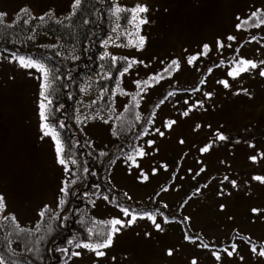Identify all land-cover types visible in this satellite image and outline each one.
Returning <instances> with one entry per match:
<instances>
[{
	"label": "rangeland",
	"instance_id": "1",
	"mask_svg": "<svg viewBox=\"0 0 264 264\" xmlns=\"http://www.w3.org/2000/svg\"><path fill=\"white\" fill-rule=\"evenodd\" d=\"M116 3L130 11L137 6L149 9L136 14V20L130 19L124 29L127 44L114 41L117 34H113L105 46L108 53L124 54L131 61L122 89L130 94L135 81L154 80L156 74L161 81L154 80L157 83L150 86L147 100L139 107L141 113V109L160 101L148 134L139 141L137 151L144 155L137 152L135 164L127 159L120 162L113 172V183L132 199L128 203L138 208L152 197L161 206L181 205L179 216L185 218L187 228L162 223L157 215L162 225L158 231L152 221L138 217L131 227L114 235L110 247L100 249L105 256L97 257L81 247L75 250L80 255L72 256L68 264H192L193 260L196 264H264L260 255L264 246V182L254 179L264 177V77L260 75L264 69L260 63L264 61V0ZM73 7L75 0H0V13H6L3 20L7 23L24 14V8L33 18L47 14L66 18ZM140 18L148 23L139 24ZM228 36L235 39L229 41ZM141 37L145 38L142 48L138 46ZM51 42L44 36L35 40L37 45ZM204 45L209 46L207 55L203 54ZM0 53L1 217L12 213L32 228L41 220V211L58 205L71 163L69 160L67 170L60 165L54 140L42 134V74L23 68L10 54ZM197 54L189 65L187 57ZM224 58L230 63L222 64ZM173 59L179 67H168ZM241 59L258 67L230 77L233 62ZM221 80L229 87L218 82ZM171 86L192 87L193 92L170 91ZM125 102L126 98L119 99L115 109L120 111ZM188 109H192L189 115L183 116ZM170 120L176 123L168 129L165 124ZM220 135L226 139L220 141ZM105 141L101 136L98 145ZM209 145V151L202 152ZM253 156L255 161L250 160ZM141 173L148 179L144 180ZM231 181H236L235 188ZM95 205L93 218L104 222L119 218L125 223L131 219L124 217V206H114L109 200L101 198ZM186 235L194 240L186 239ZM102 240L90 239L89 243ZM169 250L172 255L167 254Z\"/></svg>",
	"mask_w": 264,
	"mask_h": 264
},
{
	"label": "trees",
	"instance_id": "2",
	"mask_svg": "<svg viewBox=\"0 0 264 264\" xmlns=\"http://www.w3.org/2000/svg\"><path fill=\"white\" fill-rule=\"evenodd\" d=\"M116 5V0H82L81 5H75L66 18L48 14L33 18L29 13H24L11 23L4 20L0 23V52L31 56L54 69L52 75L56 79L51 81L53 103L49 123L65 124L64 128H57L65 144V158L77 160V164H71L69 168L66 181L68 194L61 193L60 200L65 203L59 204V200L56 208L48 209L35 227L23 224L12 213L1 217L0 210V254L4 264H68L72 259L71 253L77 249L74 247L76 241L84 243L97 238L95 233L89 237V227L96 231L107 227L104 221L93 218L95 204L105 195L114 206H124L130 212L135 210L137 213H155L159 210L169 218L167 225L177 224L187 228L185 218L179 216L181 205L165 207L152 198L145 201V206L138 208L128 203L132 199L113 183L116 166L126 160L124 154L135 155L139 141L145 136L144 129L149 130L152 126L155 107L160 101H154L146 110H142L141 105L147 100L150 86L161 81L155 82L156 79L152 80L151 77L142 78L139 87L135 83L130 94L122 89L123 80L131 69L123 75L121 73L131 61L124 54L114 56L108 53L105 46L113 34H117L114 41L127 44L124 29L129 25L132 13L122 7L123 11L117 19V15H114ZM39 17H44V20ZM41 36L49 37L52 42L37 45L35 40ZM105 52L109 56L101 60ZM77 56L79 59H75ZM224 61L222 64L230 63L229 59L224 58ZM169 90L193 92V88L187 86H171ZM133 96L136 97L135 101ZM124 98V108L117 111L115 104ZM133 105L136 107L133 108ZM126 107L129 108L127 112ZM136 114L140 115V120L135 119ZM117 117L123 118V130ZM105 120L108 122L105 123ZM93 134L99 135L93 137ZM101 136L106 141L99 146ZM100 152L107 155L100 156ZM85 167L89 170L87 173L83 171ZM72 180H76V183L72 184ZM50 215L59 218L49 220ZM160 218L163 223V218ZM49 226L53 231H47ZM41 236L44 238L39 240ZM68 241H73V244ZM63 249H68V252L65 253Z\"/></svg>",
	"mask_w": 264,
	"mask_h": 264
},
{
	"label": "snow or ice",
	"instance_id": "3",
	"mask_svg": "<svg viewBox=\"0 0 264 264\" xmlns=\"http://www.w3.org/2000/svg\"><path fill=\"white\" fill-rule=\"evenodd\" d=\"M81 2L82 0H75V5L76 6H79L81 5ZM123 11V9L121 7H115V12H114V15H117V19L119 18L118 17V14L121 13ZM132 20H136L137 19V15L136 14H140V13H147L149 11V9L147 8V6H137L135 8H133L132 10ZM22 12L23 13H29V9L27 8H24L22 9ZM254 17L257 16L256 13H253L252 14ZM6 16V13H0V23H3V18ZM40 20H44V17H39ZM25 23H28L27 20L24 21ZM144 23H148L147 19L145 18H140L139 20V24H144ZM243 23L247 24L248 21L245 20ZM255 26H259V22L257 23V25ZM137 27H139V25H137ZM227 39L229 41H233L235 38L232 37V36H228ZM144 43H145V38L141 37L140 38V41H139V47L142 48L144 46ZM220 47H223L222 44L219 45ZM230 46V45H229ZM209 51V46L208 45H204L203 46V54L204 55H207ZM109 54L107 52L104 53V56L100 57L101 60H103L105 57H108ZM198 58V54L197 55H191L189 57H187V62L189 65H192L193 64V61L196 60ZM11 59L13 61H18L19 64L23 67V68H26V69H35L36 71L40 72L42 74V91H41V102L39 104V108H40V112H39V115L41 117V120H42V125H41V130H42V134L44 137H51L54 142H55V150H56V153L58 155V163L60 165H63L65 166L66 170H67V165L69 163V160H67L65 158V144L64 142L61 140V134L59 131H57V128H64L65 127V124L63 122H54V123H49V119H50V116L52 114V109H51V105L53 103L52 99H51V96H50V90L52 88V83L51 81L52 80H55L56 77L54 75H52V73L54 72V69L48 67L44 62L42 61H38L36 60L35 58L31 57V56H24V55H17L15 52H13L11 54ZM75 59H79V57H75ZM112 61L113 63H115V58L113 57L112 58ZM132 63H143L142 61H135L133 60ZM235 63V68L233 70H230L228 75L230 77H233V78H236L238 75H240V73L242 72H246L249 70V68L251 69H255L258 67L257 63L253 62V61H250V60H246V59H241L240 61L238 62H233ZM260 63L264 64V61H261ZM242 65V66H241ZM132 64H127V66L124 68V71L121 73V75H123L124 73L128 72L129 69L131 68ZM172 66H177L179 67V63L176 59H173L170 64H169V68H171ZM164 71H168V69H164ZM260 75L262 77H264V69H261L260 71ZM51 77V79H50ZM105 79L108 78L107 75L104 76ZM156 80H159L160 77L157 75L155 77ZM219 83L223 84L224 87H229V84L227 81H224V80H221V81H218ZM134 83L137 84V86L139 87L140 85V81H135ZM144 83H147V81H145ZM196 90H199V89H196ZM247 91V90H245ZM169 96L173 95V93L169 92L168 93ZM205 96H208L210 97L211 96V93H204ZM133 101H135L136 97L133 96L132 97ZM161 103H163V100L161 101ZM185 103H187V101H185ZM201 107L203 106L202 104L200 105ZM136 105H133V108H135ZM192 109H188L186 111H184L182 113L183 116L187 117L190 113ZM125 111H129V108L126 107L125 108ZM100 119H104V117H100ZM118 120L121 121V130H123V118L121 117H117ZM135 119L136 120H140L141 117L139 114H136L135 115ZM105 123H107L108 121L105 120L104 121ZM151 122V121H149ZM176 123V121H167L166 124H165V127L168 128V129H171L172 126ZM199 127V126H197ZM157 131H159L157 129ZM114 134H116V131L115 129L113 130ZM148 134V129L145 128L144 129V135H147ZM160 135H163V133L161 132ZM218 139L220 141H224L226 139V137L224 135H220L218 137ZM153 143V141H148V144L151 145ZM181 143H183V141H181ZM211 145L209 146H205L203 149H202V152H208L209 149H210ZM100 156H105L107 155V153L105 152H100L99 153ZM67 155H71L70 153H68ZM126 159L129 160V161H132L134 164H135V158H134V155L132 154H128V153H125L124 154ZM138 155L140 156H143L144 153L143 151H139L138 152ZM257 158L255 156L253 157H250V160L252 161H255ZM70 163L72 165H76L77 164V160L75 159H71L70 160ZM137 167H139V165H136ZM83 171L85 173H87L89 170L88 168H84ZM141 177L144 179V180H147L148 177L146 175H144L143 173H141ZM225 180L228 179V177H224ZM255 180L257 181H261V182H264V177H261V176H255L254 177ZM72 184H75L76 183V180H72L71 181ZM232 183V186L235 188L236 187V181H231ZM206 187V185H205ZM165 191H167V189H165ZM61 192L64 194V195H67L68 194V187H67V183H65V187H62L61 189ZM197 192H199V189H197ZM125 196H127V193H125ZM191 198V197H189ZM103 199L105 200H108L109 197L107 195L103 196ZM129 199H131L129 197ZM65 201L63 200H60L59 201V204H64ZM165 207H167V205H165ZM225 206L224 205H221V210H223ZM4 208V203H3V197L0 196V209H3ZM47 211V207L45 208V210L41 211L40 215L41 217H43L45 215V212ZM123 211V214H124V217H131V219H128L127 222L125 223L124 220H121L119 218H116V219H112L110 221H107V222H103L105 223L107 226H108V230L107 232H105L104 230H100V231H96L93 227H89L87 229L88 231V234H89V237H91L93 235V233H95V235L97 236L98 240L99 238L103 237V240L102 242H96V243H89V242H84V243H81L80 241H76L74 243V247L75 248H81L83 247L84 249H88V250H91L95 253V255L97 257H103L106 255V253L104 251H101L100 249H105L107 247H110L112 244H113V238H114V235L115 234H118L122 228L124 227H131L137 220V218H147L149 219L150 221L153 222L154 224V227L160 231L162 230V225L161 223H158L157 222V215L161 216L163 218V223L167 224L169 222V218L167 216L164 215V213L162 212H159V210H157V212H145V213H137L135 210H132L131 212L129 211L128 208H123L122 209ZM254 212L256 211L255 209L253 210ZM59 218L58 216H55V215H50L49 216V220L51 219H57ZM14 219V218H13ZM64 219H67V217H65ZM95 223V222H94ZM119 226V227H117ZM20 231H23V229H19ZM39 226H37V231H39ZM48 232H51L53 231V229L49 226L48 229H47ZM44 237L41 236L39 238V240H42ZM186 239H193L192 237H189L186 235L185 237ZM39 240L37 241V243H39ZM69 244H73V241H68ZM204 247H208L207 244L203 245ZM231 247L233 249L236 248V245L235 244H232ZM63 251L65 253L68 252V249H63ZM224 251L227 252V255L229 256H232L233 255V252L232 251H228L227 249H224ZM252 251L255 252L256 251V246L253 245L252 247ZM168 255H172V251L169 250ZM72 256H79L80 253L79 252H76V251H73L71 253ZM260 255L261 256H264V246H261V251H260ZM217 259H219V256H217ZM0 264H4V258L2 256V254H0ZM192 264H196V261L193 260L192 261Z\"/></svg>",
	"mask_w": 264,
	"mask_h": 264
}]
</instances>
